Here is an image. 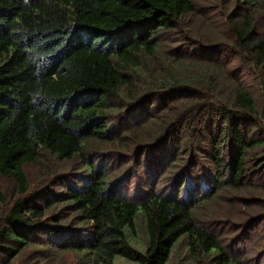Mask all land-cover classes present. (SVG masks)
<instances>
[{
	"label": "trees",
	"instance_id": "16d2710c",
	"mask_svg": "<svg viewBox=\"0 0 264 264\" xmlns=\"http://www.w3.org/2000/svg\"><path fill=\"white\" fill-rule=\"evenodd\" d=\"M234 2L230 35L189 57L178 43L202 20L194 0H0V178L18 194L0 219V264L31 245L77 264H169L181 245L186 264H248L200 211L257 190L245 206L264 213L252 183L264 84L254 97L207 58L224 46L250 74L264 69V0ZM46 155L79 169L27 193L24 167ZM129 159L154 171L148 186Z\"/></svg>",
	"mask_w": 264,
	"mask_h": 264
},
{
	"label": "rangeland",
	"instance_id": "374dc122",
	"mask_svg": "<svg viewBox=\"0 0 264 264\" xmlns=\"http://www.w3.org/2000/svg\"><path fill=\"white\" fill-rule=\"evenodd\" d=\"M197 8L200 9L202 20H196L193 30L195 33L185 31L184 34L186 41L179 42L184 51L191 56H195V53H199V50H204L209 44L217 43L220 40L221 35L229 36L227 28L224 26L223 14H226L231 10L234 0H194ZM242 1V0H239ZM236 4V3H235ZM242 6V5H241ZM221 7V8H220ZM204 15V16H203ZM255 25L261 30L264 25V18L261 16L256 17ZM209 47V46H208ZM219 50L215 52L207 53L208 57H213L211 60H216L222 63V67L229 73H241V80L246 89L254 97L259 96L264 84V69L262 71L253 70V75L248 72V68L245 64H242L241 59H237L234 55L227 53L226 47L217 46ZM189 52V53H188ZM210 54V56H209ZM264 95V94H262ZM261 105L264 103V97L261 99ZM152 124L154 122H151ZM150 126H144L140 133L146 135ZM130 158V157H129ZM134 158V157H133ZM134 159H129L127 165L132 169V174L142 176L140 182L142 185L149 184V178L154 171L149 168L147 171H137L138 167H134ZM161 160V159H160ZM77 160L70 162H62L56 160L53 156L46 155L44 160L39 163L28 164L24 167L26 178L28 181L27 193L38 190L44 186L51 177H55L59 173H67L71 170L79 169L78 164H75ZM117 166L116 161H113V168ZM134 167V168H133ZM126 168V164L120 168L121 170ZM142 168V166H141ZM155 168V166H154ZM153 168V169H154ZM120 169L114 171L119 172ZM175 172H167L170 177ZM148 177V178H147ZM253 184L256 186H264V170L253 178ZM136 184L134 181L131 185ZM148 189V188H147ZM60 191V189H56ZM257 190H248L240 194L241 204L234 206L232 209L226 207L223 202L224 198L228 195L222 193L215 202L212 203L207 210L206 208L200 210L204 215L213 219L212 221L217 223V228L223 232V239H225V245L233 243L238 247L236 251L240 257L247 260L248 264H264V213L261 212L259 206H252L249 209L245 205L254 204L257 197L254 192ZM0 195L2 201H0V219L3 218L7 212V209L13 201L18 197L16 183L9 178H0ZM260 199V198H259ZM243 207V208H241ZM56 213V212H55ZM207 219V218H206ZM39 235V234H38ZM179 244V243H178ZM174 252V257L169 264H186V250L184 246H177ZM121 264H127L120 262ZM11 264H77L76 257L70 252H60L54 250H44L37 245H31L23 252L19 253L17 257L11 262Z\"/></svg>",
	"mask_w": 264,
	"mask_h": 264
}]
</instances>
